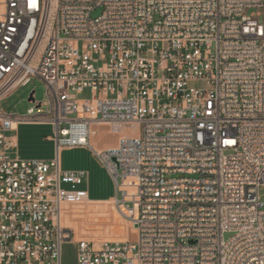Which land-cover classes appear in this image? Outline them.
Wrapping results in <instances>:
<instances>
[{"label":"built area","instance_id":"obj_1","mask_svg":"<svg viewBox=\"0 0 264 264\" xmlns=\"http://www.w3.org/2000/svg\"><path fill=\"white\" fill-rule=\"evenodd\" d=\"M32 78L43 102L0 109V264H60L71 241L77 264H264V0H0V101ZM22 124L53 127L51 160L16 156ZM73 149L133 240L65 226L89 200Z\"/></svg>","mask_w":264,"mask_h":264},{"label":"rangeland","instance_id":"obj_2","mask_svg":"<svg viewBox=\"0 0 264 264\" xmlns=\"http://www.w3.org/2000/svg\"><path fill=\"white\" fill-rule=\"evenodd\" d=\"M102 9L97 8L90 14L91 18L101 15ZM192 87L207 89L204 83L191 84ZM34 91V99L36 102H43L45 99L44 84L38 78H32L31 82L25 86L16 89L7 97L0 101V109L8 114L24 115L27 110L32 107L27 99L30 92ZM89 92L86 91L80 98H88ZM17 142L20 137L23 148L32 160H51L46 158L50 152L48 137L52 135V129L42 126H25L20 132L14 134ZM93 143L100 147L106 142L114 141L108 136L105 130H99L98 134L93 137ZM18 148V147H17ZM54 156V155H53ZM60 164L63 170H82L88 173L87 180L83 184V188H88L89 198H101L114 195V187L112 181L107 174L93 159L90 152L86 149L64 150L60 154ZM260 198L264 203V188L260 190ZM112 199V198H111ZM95 207V206H94ZM65 221L75 230L76 238H85L92 240L106 241H123L128 238L134 239L135 231L122 220L112 206L101 204L98 206L97 215L94 217L92 204H81L79 207L65 212ZM94 219H96L97 228L94 229ZM231 237V234H225L224 240ZM60 264H77V247L75 241L65 242L61 246Z\"/></svg>","mask_w":264,"mask_h":264},{"label":"crops","instance_id":"obj_3","mask_svg":"<svg viewBox=\"0 0 264 264\" xmlns=\"http://www.w3.org/2000/svg\"><path fill=\"white\" fill-rule=\"evenodd\" d=\"M42 126V127H48L49 129L51 128L52 129V135L50 137H48V142H49V145H50V152L49 154L46 156V158H49L51 159L52 157H54V143L53 141L51 140L52 136L54 135V130H53V127L50 126V125H45V124H22V125H19L17 127V132H20L21 128L22 127H25V126ZM93 142V141H92ZM18 148L16 150V156L20 159H23V160H32V159H29L31 158V156H29V154L23 149L21 148V144L22 141H20V137L18 138ZM66 170H72V169H66ZM76 170V169H75ZM87 192H88V197H89V190L88 188H86ZM113 196H108V197H101V198H94V199H90L86 202H84L83 204H92V208H93V211H94V217L97 215V210H98V206L101 205V204H106V205H111V201H112V198ZM95 206V207H94ZM96 219H94V229L97 228V224H96ZM65 226L69 227V228H73V226H71V224L67 223V222H64ZM93 239H96L98 240L97 238H93ZM92 239V240H93Z\"/></svg>","mask_w":264,"mask_h":264},{"label":"water","instance_id":"obj_4","mask_svg":"<svg viewBox=\"0 0 264 264\" xmlns=\"http://www.w3.org/2000/svg\"><path fill=\"white\" fill-rule=\"evenodd\" d=\"M32 93H33V92H31V93L29 94V98L27 99V101H32V99H31V97H30V95H32Z\"/></svg>","mask_w":264,"mask_h":264},{"label":"bare ground","instance_id":"obj_5","mask_svg":"<svg viewBox=\"0 0 264 264\" xmlns=\"http://www.w3.org/2000/svg\"><path fill=\"white\" fill-rule=\"evenodd\" d=\"M86 202V201H85ZM112 203H113V201H111V206H112ZM129 225V224H128ZM134 230V229H133ZM93 241H99V240H96V239H93Z\"/></svg>","mask_w":264,"mask_h":264}]
</instances>
